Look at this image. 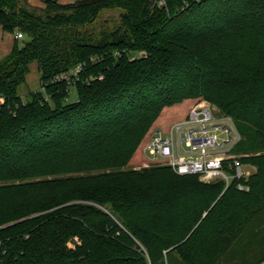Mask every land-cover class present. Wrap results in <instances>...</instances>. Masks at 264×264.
<instances>
[{
	"label": "trees",
	"instance_id": "obj_1",
	"mask_svg": "<svg viewBox=\"0 0 264 264\" xmlns=\"http://www.w3.org/2000/svg\"><path fill=\"white\" fill-rule=\"evenodd\" d=\"M43 2L0 0V264H225L264 234V0ZM203 102L254 169L228 186L144 154Z\"/></svg>",
	"mask_w": 264,
	"mask_h": 264
},
{
	"label": "built area",
	"instance_id": "obj_2",
	"mask_svg": "<svg viewBox=\"0 0 264 264\" xmlns=\"http://www.w3.org/2000/svg\"><path fill=\"white\" fill-rule=\"evenodd\" d=\"M17 38L23 39V35L19 33ZM218 131L229 135L222 143L219 142ZM239 139L230 118L198 106L190 112L188 119L172 125L170 131L156 130L145 147V153L150 159L164 160L179 175H199L205 183L223 179L228 186L233 176L224 170L226 160H233L234 177L249 175L241 161L231 155V149ZM184 145L187 150L183 149ZM239 188L247 189L243 185Z\"/></svg>",
	"mask_w": 264,
	"mask_h": 264
},
{
	"label": "rangeland",
	"instance_id": "obj_3",
	"mask_svg": "<svg viewBox=\"0 0 264 264\" xmlns=\"http://www.w3.org/2000/svg\"><path fill=\"white\" fill-rule=\"evenodd\" d=\"M164 3L160 6L165 5ZM44 2L40 7H44ZM122 23V19L120 18V13L116 10L113 11H107L103 13L100 18L92 25L82 27L80 28V32L90 31L92 33H99L104 30H112L115 27H118ZM37 65L34 64L31 68V74L28 76V86L31 90H38L39 85V73L37 70ZM25 88V87H24ZM77 91L75 87L71 88L69 101H76L77 100ZM198 106H204L206 108H209L210 110H214L218 113V110L211 106L209 103L203 102L199 104ZM197 106V107H198ZM217 134L219 135V142H224L228 137V133L225 131H218ZM146 147V146H145ZM183 149L187 150V148L183 147ZM144 154L147 159L152 161L153 163L159 164V165H167V163L160 159H150L146 153L144 148ZM236 157V156H235ZM239 159V156H237ZM240 160V159H239ZM243 164V163H242ZM244 169L249 173H253L254 169L248 165L243 164ZM251 232L247 239L237 240L233 243L230 249V255L228 256L227 260L225 261V264H253L256 262V260H260L264 257V234L262 233H256ZM255 234V235H254ZM73 247V245H71ZM260 264H264V262H261Z\"/></svg>",
	"mask_w": 264,
	"mask_h": 264
},
{
	"label": "crops",
	"instance_id": "obj_4",
	"mask_svg": "<svg viewBox=\"0 0 264 264\" xmlns=\"http://www.w3.org/2000/svg\"><path fill=\"white\" fill-rule=\"evenodd\" d=\"M29 4L33 7H40L43 4L44 0H28ZM77 1L83 0H58V2L62 5L72 4ZM15 44V35L4 32L2 28H0V60L7 56L13 49Z\"/></svg>",
	"mask_w": 264,
	"mask_h": 264
}]
</instances>
